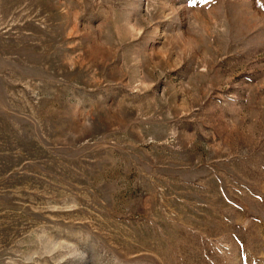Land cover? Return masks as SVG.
I'll list each match as a JSON object with an SVG mask.
<instances>
[{
  "label": "rangeland",
  "instance_id": "1",
  "mask_svg": "<svg viewBox=\"0 0 264 264\" xmlns=\"http://www.w3.org/2000/svg\"><path fill=\"white\" fill-rule=\"evenodd\" d=\"M0 264H264V0H0Z\"/></svg>",
  "mask_w": 264,
  "mask_h": 264
}]
</instances>
